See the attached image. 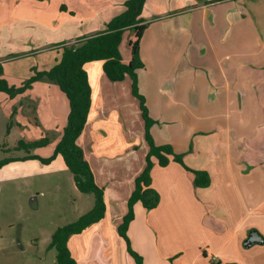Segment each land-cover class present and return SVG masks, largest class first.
<instances>
[{
  "label": "crops",
  "instance_id": "0c3cea01",
  "mask_svg": "<svg viewBox=\"0 0 264 264\" xmlns=\"http://www.w3.org/2000/svg\"><path fill=\"white\" fill-rule=\"evenodd\" d=\"M127 1L0 0L4 76L19 88L36 72L49 71L62 56L61 46L105 32ZM141 18L149 26L141 39L145 67L139 82L156 121L152 135L157 144L185 154L189 168L207 171L211 185L197 187L194 174L179 163L156 164L152 186L161 201L153 210L135 205L128 230L132 247L144 264H215L205 251L218 258L216 264H264V241L245 245L253 231L264 240V0H145ZM133 37L126 30L120 44L125 64L132 59ZM103 66L104 61L84 66L92 104L77 143L104 189L106 213L72 235L68 247L78 264H136L118 228L149 145L131 77L111 81ZM14 103L23 110L16 117L22 139L50 140L31 154L49 157L48 148L68 124V98L43 78ZM15 164L30 178L71 172L61 155L50 164ZM23 228L0 222V264H46L38 249L24 256ZM50 244L45 252L55 251ZM48 264H56V255Z\"/></svg>",
  "mask_w": 264,
  "mask_h": 264
},
{
  "label": "trees",
  "instance_id": "16d2710c",
  "mask_svg": "<svg viewBox=\"0 0 264 264\" xmlns=\"http://www.w3.org/2000/svg\"><path fill=\"white\" fill-rule=\"evenodd\" d=\"M145 0H128L125 3L126 10L114 17L108 24L105 32L91 37L77 40L75 43L61 46L62 56L58 63L49 71L36 72L35 76L27 81L25 87L36 80L47 78L59 85L61 91L70 102L68 124L55 155H61L74 176L75 183L80 192L93 194L95 204L93 208L81 216L76 222L60 227L53 235L50 248L56 250V264H78L68 247L69 238L72 235L82 233L89 226L101 221L105 217L106 204L104 189L98 186L89 162L85 159L83 149L77 140L83 133L91 110V85L88 74L84 68L86 63L104 61V72L111 81H123L127 76L132 79V93L139 100L142 117L145 121V136L149 145L146 156V167L135 180V188L128 200V213L124 216L118 228L120 236L125 240L129 255L136 264H144L143 257L132 247L128 235L129 226L135 219V205L141 203L144 208L153 210L159 206L161 196L152 186V172L156 164L166 167L171 162L181 164L186 170L194 174V183L197 187L207 188L211 185V176L207 171L189 168L185 161V154L177 153L170 144L159 145L156 143L152 128L156 121L152 118L145 96L140 91L139 71L145 67L141 58L140 45L144 32L149 26L141 18ZM131 30L134 37L130 40L132 59L125 64L122 59L120 44L126 30ZM3 74V66L0 64V76ZM9 87L7 82L0 77V91L14 97L24 88ZM49 138H44L32 143L20 140L18 150H30L44 147L49 144ZM48 159L36 155H28L23 160L39 159L43 163H49L54 157ZM17 158L0 161V167L15 161ZM206 256V253H204ZM235 264V263H231Z\"/></svg>",
  "mask_w": 264,
  "mask_h": 264
},
{
  "label": "rangeland",
  "instance_id": "374dc122",
  "mask_svg": "<svg viewBox=\"0 0 264 264\" xmlns=\"http://www.w3.org/2000/svg\"><path fill=\"white\" fill-rule=\"evenodd\" d=\"M0 77L7 82L9 87L20 89L26 86L24 84L22 87L17 88L14 86L15 84H10L8 78L4 76V72ZM28 89L29 87H25L22 92ZM22 92H17L14 97H11L8 93L0 91V161L17 158V160L0 167V211L2 209L0 222L7 225H14L16 230L21 226L24 227V238L22 239V245L25 249L24 256H33L38 249V252L41 253L40 256H44L43 258L46 264H48L54 258V255H56V250L53 252H45L43 247L45 246L46 248L50 244L51 238L49 237L54 234L53 231L58 227L60 228V226L63 227L76 222L78 215L89 212L90 210L88 211L87 207H90V205L92 207L95 204V197L93 194L80 193L76 188L73 175L69 171L61 173L60 175L40 177L38 179L24 177L21 171H16L15 163L17 161L27 162L39 160H23L22 158L28 155H35L31 154V152H35L38 148H41H34L30 152L26 150L17 152L20 140L26 137L24 135L22 136L19 133V129L16 128L17 124L21 125L16 117L22 115L23 110L20 106L15 105L14 100ZM44 138L47 137L41 139ZM39 140H33L30 143ZM60 140L48 148V151L50 150V153L52 151L53 154H49L50 156L44 159L55 155V150ZM42 149L41 151L43 153L46 152V150ZM36 156L43 158L41 152L40 155L36 154ZM56 156L49 163L39 161L42 164H50ZM11 163L14 164L9 165ZM27 166L26 164L21 165L24 168ZM34 198L36 199L34 200ZM16 230L12 233L13 241L15 242L18 233ZM44 236L48 240L46 238L44 239ZM33 239L37 240L39 244L37 247L39 248L33 245ZM12 245L14 252H21V248L17 243H13ZM11 255H14V253ZM11 264L19 263L12 261Z\"/></svg>",
  "mask_w": 264,
  "mask_h": 264
},
{
  "label": "water",
  "instance_id": "95a60500",
  "mask_svg": "<svg viewBox=\"0 0 264 264\" xmlns=\"http://www.w3.org/2000/svg\"><path fill=\"white\" fill-rule=\"evenodd\" d=\"M264 240L263 238L260 236V234L256 231H253L249 237V239L247 240V242L245 243L246 246H251L253 244L256 243H262Z\"/></svg>",
  "mask_w": 264,
  "mask_h": 264
},
{
  "label": "built area",
  "instance_id": "2783aa9c",
  "mask_svg": "<svg viewBox=\"0 0 264 264\" xmlns=\"http://www.w3.org/2000/svg\"><path fill=\"white\" fill-rule=\"evenodd\" d=\"M205 253L210 257L211 261L214 262L215 264L218 263V258L215 255H212L210 252L205 251Z\"/></svg>",
  "mask_w": 264,
  "mask_h": 264
}]
</instances>
